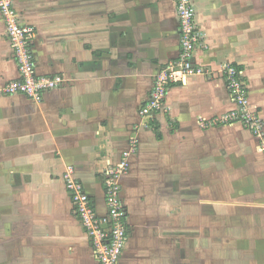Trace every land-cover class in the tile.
<instances>
[{
    "label": "crops",
    "instance_id": "obj_1",
    "mask_svg": "<svg viewBox=\"0 0 264 264\" xmlns=\"http://www.w3.org/2000/svg\"><path fill=\"white\" fill-rule=\"evenodd\" d=\"M12 1L37 31V73L67 81L42 100L5 94L18 68L0 14V190L10 210L0 252L16 243L31 253L19 264H98L64 174L73 169L104 218L106 172L126 158L120 264H210L218 231L264 264L259 139L240 122L200 123L236 107L225 63L243 71L264 119V0H192L203 36L193 60L207 72L172 83L152 116L141 108L155 76L181 52L177 0Z\"/></svg>",
    "mask_w": 264,
    "mask_h": 264
},
{
    "label": "built area",
    "instance_id": "obj_2",
    "mask_svg": "<svg viewBox=\"0 0 264 264\" xmlns=\"http://www.w3.org/2000/svg\"><path fill=\"white\" fill-rule=\"evenodd\" d=\"M177 13L180 22L181 52L179 57L163 66L155 76L149 101L141 108L143 116H152L166 110L165 99L172 83L181 82L192 74L207 71L194 63L196 46L203 36L196 25V10L192 0H177ZM0 14L6 36L11 43L17 63L18 77L8 81L5 94H23L35 100H42L44 94L62 85L67 79L61 74L40 75L36 70L33 50L36 29L21 23L12 0H0ZM228 89L236 107L228 113L208 120H200L203 126L226 125L240 122L259 139V149L264 153V119L250 108L249 96L243 71L231 63L222 66ZM128 168L124 158L106 172L105 191L108 213L100 218L93 207L82 183L76 179L70 168L65 172V184L83 226L92 242L98 257V264H120V258L128 237L127 210L121 200L120 175Z\"/></svg>",
    "mask_w": 264,
    "mask_h": 264
},
{
    "label": "rangeland",
    "instance_id": "obj_3",
    "mask_svg": "<svg viewBox=\"0 0 264 264\" xmlns=\"http://www.w3.org/2000/svg\"><path fill=\"white\" fill-rule=\"evenodd\" d=\"M2 190V189H1ZM0 190V212L3 210V213H0V236L3 235V238L6 236L7 226H6V217H2L7 212H9L8 203L9 199L7 197H2ZM157 194V193H156ZM15 200V199H14ZM6 211V212H4ZM5 241H0V244H5ZM1 245V246H2ZM244 248L237 244L236 241L228 242L224 235H222L221 231L216 232L215 241H214V251H212L211 255L213 256V260L210 264H256L254 260L255 252H251V248L247 244V250H239ZM247 253V254H246ZM9 254L12 257L10 264H19L21 262L27 261L29 259V249L25 245L20 244H10L7 246V249L0 252V259H5V257ZM254 254V255H253ZM257 262V259H256ZM3 263V262H2ZM1 264V263H0Z\"/></svg>",
    "mask_w": 264,
    "mask_h": 264
}]
</instances>
